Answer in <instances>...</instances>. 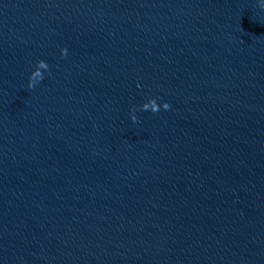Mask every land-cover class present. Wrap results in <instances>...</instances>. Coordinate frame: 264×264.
Here are the masks:
<instances>
[{
    "label": "clouds",
    "instance_id": "9594fccd",
    "mask_svg": "<svg viewBox=\"0 0 264 264\" xmlns=\"http://www.w3.org/2000/svg\"><path fill=\"white\" fill-rule=\"evenodd\" d=\"M260 7L262 8V9H264V3H262L261 5H260ZM61 54L62 55H66L67 54V49H61ZM36 66L37 67H39V68H47L48 69V64L45 62V61H43V60H39V61H37V63H36ZM37 75H39V73L38 72H33V73H31V76H30V78H29V84H28V87L29 88H33V87H35V85H36V76ZM44 77L43 76H40V80H42ZM163 107V109H165V110H167V109H169V107H170V105L167 103V102H164L162 105H158L157 103H156V100L155 99H150L147 103H144L143 105H142V107H141V109L142 110H145V111H148V110H150L151 112H153V113H155V112H158L159 111V109H160V107ZM132 120H133V122H136V117L135 116H133L132 117Z\"/></svg>",
    "mask_w": 264,
    "mask_h": 264
}]
</instances>
